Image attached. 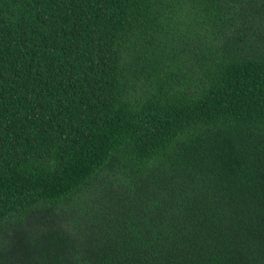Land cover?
<instances>
[{"label": "trees", "instance_id": "obj_1", "mask_svg": "<svg viewBox=\"0 0 264 264\" xmlns=\"http://www.w3.org/2000/svg\"><path fill=\"white\" fill-rule=\"evenodd\" d=\"M0 264H264V0H0Z\"/></svg>", "mask_w": 264, "mask_h": 264}]
</instances>
